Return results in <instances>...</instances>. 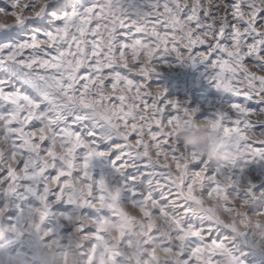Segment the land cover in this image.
Here are the masks:
<instances>
[{
	"label": "snow or ice",
	"instance_id": "1",
	"mask_svg": "<svg viewBox=\"0 0 264 264\" xmlns=\"http://www.w3.org/2000/svg\"><path fill=\"white\" fill-rule=\"evenodd\" d=\"M85 2L0 0V13L18 21L0 29V239L11 232L14 242L38 245L37 219H47L44 241L59 247L67 240L64 264H125L106 225L112 217L136 225L139 216L145 238L122 240L136 249L137 264H152L142 244L169 253L167 264L264 260V239L226 226L231 213L241 218V200L244 217L264 215V194L231 178L238 160H264V131L255 130L264 124L252 119H264V0ZM170 55L184 66L206 64L217 90L242 97L213 114L220 139L234 148L222 163L174 138L186 110L149 86L152 61ZM104 142L115 146L118 160H143L153 169L159 199L147 195L125 209L119 189L93 182L92 161L106 155L97 150ZM223 181L242 186L225 194L237 199L224 202L223 220L197 211ZM13 197L23 207L9 210ZM64 202L71 213H53ZM84 208L97 219L82 218Z\"/></svg>",
	"mask_w": 264,
	"mask_h": 264
},
{
	"label": "rangeland",
	"instance_id": "2",
	"mask_svg": "<svg viewBox=\"0 0 264 264\" xmlns=\"http://www.w3.org/2000/svg\"><path fill=\"white\" fill-rule=\"evenodd\" d=\"M90 4L91 0H86L85 7L90 6ZM17 23L18 21L13 16L0 13V29L11 27ZM152 63L156 78L149 81V86L153 89H162L165 101H177L186 110V116L191 114L192 120L188 121L186 119V123L214 122V113L217 111L225 112L231 103L242 99V97L235 98L230 94L217 90L211 80V69L204 63L184 66L176 60L174 55L163 58L157 57ZM135 79H140V77H135ZM246 107L253 110L251 105H246ZM252 119L256 123L264 124V119H260L259 116H253ZM255 130L264 131V127H258ZM256 135H259V133ZM3 147L4 145L0 144V148ZM97 150L106 155L92 161V180L98 182L103 179L110 188L119 189V203L125 209L132 207V201L147 195L159 199L157 185L161 183V179L154 174L153 169L146 166L145 161L128 157H121L118 160V153L111 142L100 143ZM80 159H82V156ZM231 178L234 181L240 180L241 182L251 183L254 185L257 195L264 194V160L257 159L250 162L238 160L232 166ZM241 187L223 181L219 190H210L209 195L197 206V211L209 214L217 220H223L225 215L229 213V209L224 207V202L233 204L237 199L235 194L230 197L225 194L233 191V189L240 191ZM199 195V190H197L195 196L199 198ZM16 207H23V202L17 197H13L9 210L15 211ZM72 208V205L64 202L59 206L54 205L52 211L53 213H71ZM244 209L245 203L241 200L238 210L241 218H238L236 213H231L227 216L226 226L228 228L234 227L238 232L247 231L253 239H264V215L244 217ZM218 213L219 215H217ZM97 215L94 209L84 208L80 210V216L90 222L97 219ZM133 219L137 220L136 225L125 222L118 217H112L111 222L106 225L107 237L111 238L113 243L127 254L124 257L125 264H137L135 257L132 256L136 249L122 243V240L136 242L137 240H143L146 236L138 226L140 217L136 216ZM37 224L43 229L38 245L27 242H14L11 232L8 233L7 239H0V249H3V252H0V261L3 264H8L9 258H11L12 264H53L54 259L58 260L59 264H64L62 254L67 240H62L59 247L50 246L44 241L48 228L47 219L45 221L37 219ZM70 231L71 229H62V234L66 235ZM28 239L25 236V241ZM147 243L151 244V241ZM141 248L146 249L142 255L151 259L152 264H167L170 259V254L159 247L147 248L145 244H142ZM253 259L255 264H264V260L260 255L254 256Z\"/></svg>",
	"mask_w": 264,
	"mask_h": 264
},
{
	"label": "clouds",
	"instance_id": "3",
	"mask_svg": "<svg viewBox=\"0 0 264 264\" xmlns=\"http://www.w3.org/2000/svg\"><path fill=\"white\" fill-rule=\"evenodd\" d=\"M186 119L192 120L187 114ZM174 138L183 148L201 153L205 158L216 163H222L227 153L234 151L233 145L220 139L212 121L181 122L173 129Z\"/></svg>",
	"mask_w": 264,
	"mask_h": 264
}]
</instances>
